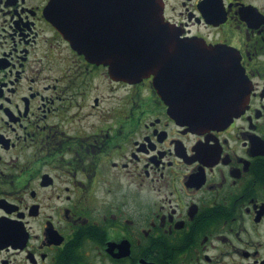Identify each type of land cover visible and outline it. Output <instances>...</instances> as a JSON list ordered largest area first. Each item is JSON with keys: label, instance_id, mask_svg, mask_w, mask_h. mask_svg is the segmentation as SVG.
Segmentation results:
<instances>
[{"label": "flooded vegetation", "instance_id": "1", "mask_svg": "<svg viewBox=\"0 0 264 264\" xmlns=\"http://www.w3.org/2000/svg\"><path fill=\"white\" fill-rule=\"evenodd\" d=\"M55 3L0 0V264H264V0H163L184 44L250 81L219 125L177 120L153 76L79 53ZM177 58L179 97L229 68Z\"/></svg>", "mask_w": 264, "mask_h": 264}, {"label": "water", "instance_id": "2", "mask_svg": "<svg viewBox=\"0 0 264 264\" xmlns=\"http://www.w3.org/2000/svg\"><path fill=\"white\" fill-rule=\"evenodd\" d=\"M56 0L58 28L72 46L91 61L109 66L115 78L131 82L153 75L154 85L167 103L169 113L190 125L226 124L245 108L251 85L239 61L229 54L209 57L202 46L183 43L163 15V0ZM113 8V27L100 31L98 7ZM88 9V10H87ZM95 9V11H90ZM190 60L221 59L229 68L215 91L192 98L179 97L171 80H181L177 56Z\"/></svg>", "mask_w": 264, "mask_h": 264}]
</instances>
